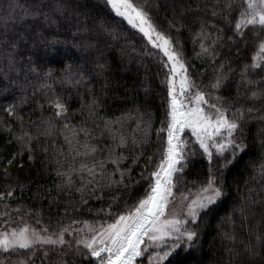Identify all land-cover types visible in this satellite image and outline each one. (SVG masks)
I'll use <instances>...</instances> for the list:
<instances>
[{
    "label": "trees",
    "instance_id": "trees-1",
    "mask_svg": "<svg viewBox=\"0 0 264 264\" xmlns=\"http://www.w3.org/2000/svg\"><path fill=\"white\" fill-rule=\"evenodd\" d=\"M15 2L0 0V122L11 126L7 131L0 124V191L6 192L10 186L15 189L11 197L0 200V213H9L0 214V231L22 221L40 231L47 228L49 233L70 226L72 231L65 239L74 241L88 234L84 222L96 227L112 223L154 180L150 173L156 170L167 146L169 67L161 51L111 11L105 0H19L25 5L42 4L40 11L48 13L49 19L28 17L20 22L22 13L16 9V15L5 21L8 6ZM58 2L64 6L62 13L54 11ZM133 2L149 14L159 31L172 38L197 86L210 91L208 86L223 64L228 78L214 94L224 97L233 108L259 110L246 113L243 131L237 133L247 146L243 152H237L235 159L230 150L223 156L213 154L211 168L218 179H223L226 194L202 213L197 222L199 240L192 248L181 244L164 264H264V244L257 240L264 235V178L258 170L264 158V99L250 98L252 91L264 89V71L248 73L256 84L241 79L245 65H251L259 51L264 33L257 37L246 29L243 37L235 34L233 25L241 0H232V24L223 19L228 15L227 0ZM214 10L223 15L213 17ZM202 23L208 34L202 42L214 48L215 56L201 52L197 33ZM5 32L9 33L7 42ZM217 36L221 39L216 40ZM13 43L18 47L13 49ZM57 96L68 106L70 127L78 130L83 126L88 136L80 132L78 140L70 134L65 140V121L55 116L54 106L49 104ZM93 97L99 104L96 114L90 116L87 106ZM9 104L16 105L13 115L5 111ZM16 114L23 119H16ZM118 117H123L122 123L104 127L106 120ZM50 118L56 127L45 135ZM23 132L33 137L31 153L16 139ZM121 134L126 144L119 143ZM183 139L195 148L196 155L189 157L181 182L174 189L176 196L195 193L209 174V161L195 137L187 132ZM85 143L97 151L84 155ZM113 148L116 155L124 157L120 169L130 170L125 171L122 183L99 180L102 187L89 184L81 192L78 189L84 181L80 177L87 178L86 171L74 172L71 185L57 175L58 171L78 169L81 163L91 166L103 160L105 174L115 172L114 179L119 180L120 171L108 159V149ZM17 152L22 154L9 165L7 161ZM29 155L33 159L29 160ZM225 233L234 239L229 240ZM248 244L255 247V254L245 251ZM229 249L238 255L230 254ZM34 251L31 255L26 249H0V264H19L29 256V264H58L61 258L59 246L37 245ZM63 252L67 264H98L90 255L75 253V246L72 250L65 247Z\"/></svg>",
    "mask_w": 264,
    "mask_h": 264
},
{
    "label": "snow or ice",
    "instance_id": "snow-or-ice-1",
    "mask_svg": "<svg viewBox=\"0 0 264 264\" xmlns=\"http://www.w3.org/2000/svg\"><path fill=\"white\" fill-rule=\"evenodd\" d=\"M105 3L110 6V10L114 11L117 16L125 18L129 24L138 28L155 48L162 49L167 60L171 62L170 74L173 79L170 81L171 91L169 95L171 99L168 106L169 110L166 113L167 146L156 166V170L150 173L154 180L149 182L143 196L138 198L133 205L127 206L125 212L118 213L112 223L100 224L96 227L84 222L88 234L83 237L74 241L66 240L65 234L72 231L70 226L60 227L58 231L49 233L47 228L38 231L24 223L22 227H14L10 231H0V249L13 252L18 249H26L31 255H34V249L37 245L59 246L61 258L58 264H67L63 259L66 254L63 249L66 247L72 250L75 246V253L95 257L98 264H136L137 258L143 257L145 252L152 248L159 249V251L154 250L148 256V264H164L175 250L180 248L181 244L192 248L199 240L200 233L197 229L200 225L197 222L201 220L202 213L214 206L226 194L223 179H218L211 168L213 154L215 152L218 156H223L225 151L230 150L232 158L235 159L237 152H243L247 146L243 142V137L237 133L243 131L242 125L245 123L246 113L251 114L259 110L245 109L243 106L233 108L224 97L214 94L228 78L224 73L223 64L214 77V83L208 86L210 91L202 90L197 86L188 75V66L182 59V53L176 49L172 38L157 30L149 14L133 0H105ZM42 6V4L25 5L16 0L14 4L8 6L9 15L5 16L4 20L7 21L10 17H14L16 15L15 10L19 9L22 13L19 17L20 22H24L28 17L35 19L39 16H43L47 21L49 15L40 11ZM237 6L240 10L233 25L235 34L243 37L244 31L251 29L254 31V35L261 36V33H264V0H241V3ZM225 7L228 10V15H223V13H218L215 10L212 11L211 15L213 17L223 15L226 24H232L233 22L229 19L233 11L232 0H227ZM63 10L64 6L58 2L54 11L62 13ZM181 26H183L182 23ZM218 31L222 30L218 29ZM8 35V32L4 33L5 42L8 40ZM197 36L201 38V52L215 56L214 48L211 45L205 47L202 42L208 38L203 23ZM220 39V36L216 37V40ZM216 40L212 41V45L216 43ZM11 46L13 49L18 47L16 43ZM258 48L259 51L253 58L252 64L245 65L242 70L241 79L247 84L257 83L248 78L249 72H254L256 69L264 71V39L259 41ZM9 61L11 62V57H9ZM177 74H179L178 87L175 81ZM250 98L253 100L264 99V89L252 91ZM49 104L54 106L55 116L65 121L63 130L67 133L65 135L66 141L69 140V134L76 140H78L80 132H83L85 136L90 134L88 129L83 126L78 130L70 127L67 122L68 106L59 96L50 100ZM98 104V100L93 97L91 103L87 106L90 116L96 114ZM15 109V104H9L5 111L9 115H13ZM16 119L22 120L23 118L16 114ZM122 119L123 117H118L115 120H106L104 127L109 128L114 123H122ZM46 123L48 128L44 134L49 135L52 129L56 127V123L51 118ZM0 124H3L7 131H11V126L6 122H0ZM147 127L151 128L150 121ZM185 128L191 129V134L198 142L199 148L207 156L209 174L206 180L199 184L195 193L181 192L177 199L174 189L181 182V176L184 168L189 163V157L196 155L195 148H190L188 143L181 138V133ZM163 130L165 129H161V131ZM145 137H147V132H145ZM16 139L21 143L22 148H26L31 153L33 139L31 133L23 132ZM113 139H117V137L114 135ZM119 143H127L123 134L119 136ZM84 147L87 149L84 155L94 154L97 151L95 146L87 143ZM21 154L22 152H17L7 163L11 165L16 156ZM31 159L33 157L29 155V160ZM108 159L116 165V170L120 171L119 180L114 179L115 172L105 174L106 162L103 160L94 161L91 166L81 163L78 169L58 171L57 175L64 177V182L71 185L74 183L72 178L74 172L86 171L88 177L86 178L83 175L80 177L84 181L78 189L81 192L89 184H95L98 188L102 187L98 182L99 180H106L108 184L122 183L125 178V171H130L120 169V161L124 157L116 155L113 148L108 149ZM135 162L134 159L133 163ZM57 163H59V160H57ZM97 169L100 170L99 175H97ZM258 170L261 177L264 178V158H262ZM5 174H8L7 169H5ZM14 190L10 186L6 192L0 191V200L11 197ZM92 191H95V189ZM5 207L9 206L5 205ZM16 210L19 211V209ZM240 211L243 213L244 209L241 208ZM0 214L9 215L7 212ZM190 224H194L195 227H189ZM225 235L229 240L234 239L233 236L227 233ZM257 240L264 244V235L258 236ZM245 251L255 254V247L248 244L245 246ZM229 252L238 255L232 249H229ZM46 255L47 252H45ZM29 260L30 256L19 261V264H29Z\"/></svg>",
    "mask_w": 264,
    "mask_h": 264
},
{
    "label": "rangeland",
    "instance_id": "rangeland-1",
    "mask_svg": "<svg viewBox=\"0 0 264 264\" xmlns=\"http://www.w3.org/2000/svg\"><path fill=\"white\" fill-rule=\"evenodd\" d=\"M123 18V17H122ZM126 22H127V20L125 19V18H123ZM128 23V22H127ZM129 24V23H128ZM131 27H133L131 24H129ZM133 28H135V27H133ZM136 30H138L139 31V29L138 28H135ZM158 30V29H157ZM140 32V31H139ZM143 36H144V34L142 33V32H140ZM146 39H147V37L146 36H144ZM148 40V39H147ZM148 42L151 44V42L148 40ZM152 45V44H151ZM153 46V45H152ZM154 47V46H153ZM160 51H161V53L164 55V53H163V50L162 49H159ZM165 56V55H164ZM165 58L167 59V57L165 56ZM185 62V61H184ZM186 64V63H185ZM167 65H168V67H169V72H170V66H171V62L170 61H168L167 60ZM187 71H188V69H187ZM189 75V74H188ZM173 79V77L171 76V74H170V76H169V87H170V91H171V85H170V81ZM175 81H176V84H177V87H178V84H179V74H177L176 75V77H175ZM187 132H190L191 133V129H188V128H185L184 130H183V132L181 133V138L183 139V134H185V133H187ZM192 135V134H191ZM193 136V135H192ZM194 137V136H193ZM184 140V139H183ZM185 141V140H184ZM175 197L178 199L179 198V196H176L175 195ZM24 223H27L29 226H31V227H33V228H35L33 225H31L30 223H28V222H20V223H18V224H14V225H10V226H8V227H6V228H4V229H2L1 231H5V230H11V228H14V227H22L23 226V224ZM36 229V228H35ZM38 230V229H37ZM38 231H40V230H38ZM159 251V249H152V248H149L148 249V251H146L145 252V254H144V256L143 257H138L137 258V262H136V264H148V256L149 255H151L152 254V252L153 251ZM94 259H96L97 260V258H95L94 257Z\"/></svg>",
    "mask_w": 264,
    "mask_h": 264
}]
</instances>
